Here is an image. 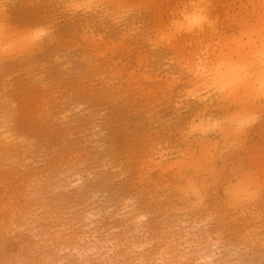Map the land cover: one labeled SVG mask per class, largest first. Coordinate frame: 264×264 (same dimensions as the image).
Here are the masks:
<instances>
[{
    "label": "snow or ice",
    "instance_id": "obj_1",
    "mask_svg": "<svg viewBox=\"0 0 264 264\" xmlns=\"http://www.w3.org/2000/svg\"><path fill=\"white\" fill-rule=\"evenodd\" d=\"M52 3L58 15L13 26L8 0H0V92L10 97L0 111V145L6 153L19 144L40 152L35 168L16 175L15 194L9 200L6 193L0 209L8 214L25 197L61 195L54 183L28 179L40 166L54 175L71 158L87 164L89 178L96 175L78 139L77 118L85 114L90 125L113 131L105 167L117 180L142 184L163 171L178 190L174 200L181 210L206 215L218 236L258 203L264 264V0ZM28 5L43 9L45 0ZM65 16L74 19L67 29L61 26ZM113 29L119 36L108 41ZM86 47L97 55L81 57ZM117 105L137 117L135 128L125 118L113 120ZM13 173L11 162L5 164V188ZM160 214L153 203L138 220L147 223ZM157 247L167 259L114 258L104 264H193L167 246ZM44 264L96 261H57L48 254Z\"/></svg>",
    "mask_w": 264,
    "mask_h": 264
},
{
    "label": "rangeland",
    "instance_id": "obj_2",
    "mask_svg": "<svg viewBox=\"0 0 264 264\" xmlns=\"http://www.w3.org/2000/svg\"><path fill=\"white\" fill-rule=\"evenodd\" d=\"M229 2L243 3L245 0ZM61 26L69 28L66 20L61 21ZM161 110L167 111V108L163 106ZM115 114L116 110L113 116ZM125 119L132 128L136 127L133 116ZM113 120L119 122L121 119ZM97 127L98 141H90L92 146L89 142L85 144L86 151L90 150L88 158L96 169L95 176L89 178L86 175L88 166L84 161L75 160L74 166L57 172L59 164L48 180V170L40 166L35 176L28 179H34L37 185L54 183L61 195L55 200L43 196L25 197L8 214L0 209V260L47 259L48 254L57 261L92 259L96 264H104L117 257L128 260L167 259V255L159 254L157 246L161 245L177 252L176 258L182 254L193 264L261 259L258 203L254 212L240 216L237 227L226 235L218 236L215 225L205 223L206 215L180 209L174 200L178 190L170 180L161 178L163 171L142 184L129 183L123 178L117 180L105 167L108 152L100 145L113 139V131L99 124ZM21 153L24 155L16 157L13 163L14 173L8 188L0 180V202L6 199V193L9 200L15 194L16 175L26 167L35 168L38 164L39 149ZM152 187L157 189L154 194H151ZM149 198L154 199L155 210L161 214L144 223L138 220V214H143L144 208L152 204L147 201Z\"/></svg>",
    "mask_w": 264,
    "mask_h": 264
},
{
    "label": "bare ground",
    "instance_id": "obj_3",
    "mask_svg": "<svg viewBox=\"0 0 264 264\" xmlns=\"http://www.w3.org/2000/svg\"><path fill=\"white\" fill-rule=\"evenodd\" d=\"M14 3L16 5H14ZM136 11L139 12V10H136ZM145 12H147V10H145ZM6 14H7V18L9 20V22L13 26H20L25 22L36 19L38 16L43 18V16H46L49 14L58 15L59 10L53 6L52 0H45V6L43 9H37V8L30 7L28 5V0H8V5L6 8ZM63 20L67 21L69 28L71 26H73V24H74V19L69 17V16H65ZM118 36H119V32L117 30L113 29L108 33V41H113L116 38H118ZM80 54H81V57L83 54L85 57H94L95 55H97V50L95 48H87L86 47ZM103 61L109 62L110 57H104ZM129 90L131 91V88H129ZM0 95H1L0 96V111H2L7 106V104L9 103L10 97L5 96L2 92H0ZM160 107H163V105H161ZM115 110H116V114L113 116V119H122L124 116H125V118H127V117L132 118V116H133L135 118V120H137V117L135 115H130L128 112V109L123 107V106L117 105L115 107ZM77 120H78V130H79L78 139H81L84 145L88 142L91 145L90 141H93V142H95V140L98 141V139H99V137H98L99 136V132H98L99 128L97 127L98 124L90 125L88 117L85 114H81V116L78 117ZM107 144H105V143L100 144L106 152H107V149H106ZM34 150L35 149H33L32 147H30L28 145L19 144V145H13L11 150L6 153L4 146L0 145V169H1L0 173L2 174L4 165L9 163V162H11L12 167L14 168L15 165H13V163H15V160H17L16 157L24 155L21 152H30V151L33 152ZM92 150L95 151L96 149L93 147ZM87 153L88 154L90 153L89 149L87 150ZM75 164H76V161L74 159L70 158L69 160H64L63 162L60 163L59 169L57 170V172H60L64 169L67 170V169L71 168L72 166H74ZM157 175H158V173H157ZM174 175L175 174H173V176ZM51 176L52 175L46 176V179L48 180ZM160 176L162 179H164L166 181H168V180L171 181V178L168 176H165L163 173H161ZM151 191H152L151 194H154V193H156L157 189L152 187ZM139 192L143 193V191H140V190H139ZM133 197H135V196H133ZM133 199L136 200L135 198H133ZM147 201L152 202V204H153L154 199L149 198V200H147ZM139 211H141V210H139ZM241 217H242V215H241ZM236 227H237V222H236ZM236 240H237V238H236ZM252 243H254V242H252Z\"/></svg>",
    "mask_w": 264,
    "mask_h": 264
},
{
    "label": "clouds",
    "instance_id": "obj_4",
    "mask_svg": "<svg viewBox=\"0 0 264 264\" xmlns=\"http://www.w3.org/2000/svg\"><path fill=\"white\" fill-rule=\"evenodd\" d=\"M262 251V250H261ZM118 259V257L116 258ZM46 259H27V260H22L23 264H44V261ZM240 261H253L255 262V264H259V261H255V260H250V259H241ZM14 260L10 261V260H0V264H14Z\"/></svg>",
    "mask_w": 264,
    "mask_h": 264
}]
</instances>
